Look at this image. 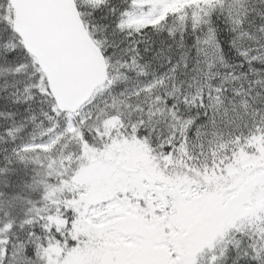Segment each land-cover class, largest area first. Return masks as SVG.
Instances as JSON below:
<instances>
[{
	"label": "snow or ice",
	"instance_id": "6c2138e0",
	"mask_svg": "<svg viewBox=\"0 0 264 264\" xmlns=\"http://www.w3.org/2000/svg\"><path fill=\"white\" fill-rule=\"evenodd\" d=\"M0 264H264V0H0Z\"/></svg>",
	"mask_w": 264,
	"mask_h": 264
}]
</instances>
